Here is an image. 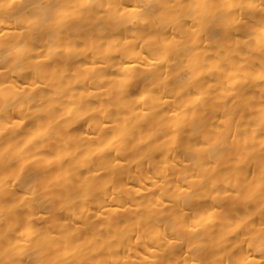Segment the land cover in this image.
Listing matches in <instances>:
<instances>
[{
  "label": "bare ground",
  "instance_id": "6f19581e",
  "mask_svg": "<svg viewBox=\"0 0 264 264\" xmlns=\"http://www.w3.org/2000/svg\"><path fill=\"white\" fill-rule=\"evenodd\" d=\"M0 264H264V0H0Z\"/></svg>",
  "mask_w": 264,
  "mask_h": 264
}]
</instances>
